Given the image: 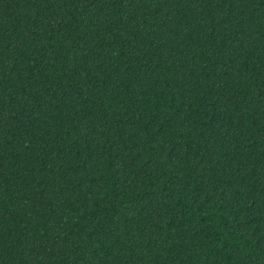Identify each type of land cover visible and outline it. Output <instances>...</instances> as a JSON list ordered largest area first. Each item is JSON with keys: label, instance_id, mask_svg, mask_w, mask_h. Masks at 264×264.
Here are the masks:
<instances>
[{"label": "trees", "instance_id": "obj_1", "mask_svg": "<svg viewBox=\"0 0 264 264\" xmlns=\"http://www.w3.org/2000/svg\"><path fill=\"white\" fill-rule=\"evenodd\" d=\"M0 264H264V0H0Z\"/></svg>", "mask_w": 264, "mask_h": 264}]
</instances>
